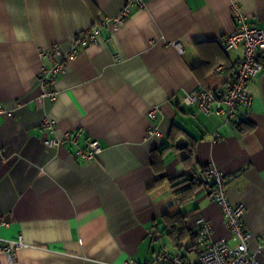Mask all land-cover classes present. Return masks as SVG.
<instances>
[{
  "label": "crops",
  "instance_id": "obj_1",
  "mask_svg": "<svg viewBox=\"0 0 264 264\" xmlns=\"http://www.w3.org/2000/svg\"><path fill=\"white\" fill-rule=\"evenodd\" d=\"M232 4L264 28V0L131 6L117 31L102 28L99 43L79 48L48 102L40 76L52 64L49 47L67 50L71 36L99 26L124 1L0 0V101L11 110L0 115V221L7 222L0 239L22 238L13 264H146L162 246L176 251L168 234L174 217L194 231L197 215L211 222L214 239L234 245L204 183L210 165L224 172L230 202L243 204L250 252L264 264V55L236 127L182 103L194 89L226 87L241 60L242 48L221 44L235 30ZM45 116L56 120L52 134L41 127ZM153 124L161 136H148ZM65 132L74 143L44 145ZM91 139L102 151L84 161L75 150ZM180 254L197 264L195 251ZM0 264H10L4 253Z\"/></svg>",
  "mask_w": 264,
  "mask_h": 264
},
{
  "label": "built area",
  "instance_id": "obj_2",
  "mask_svg": "<svg viewBox=\"0 0 264 264\" xmlns=\"http://www.w3.org/2000/svg\"><path fill=\"white\" fill-rule=\"evenodd\" d=\"M124 6L113 16L103 20L99 26L88 31L73 35L69 38V48L62 50L58 44L49 47L52 64L45 67L40 76L42 88L41 96L48 102L56 99L57 91L55 83L58 78L64 76L67 71L68 61L76 57L79 48L89 44H97L100 41V30L103 28L109 34L117 31L129 16V8L135 6L142 9L145 0H123ZM232 18L235 22V30L222 40L225 51H235L242 48V58L239 63L229 70V82L226 87L214 90L197 88L186 92L182 97V103L186 106H197L205 114L215 113L221 115L226 123L236 127L237 111L240 107H247L251 102V95L247 91V84L263 70L260 58L264 55V28H257L246 22V16L236 4L231 6ZM45 51L41 55H45ZM223 66H217V71H223ZM214 105L212 109L210 106ZM158 107L151 106L147 112L150 121L156 119ZM0 115H11L7 104L0 101ZM41 127L48 134L56 129V120L45 116L41 121ZM148 136L159 137L161 132L156 124L148 131ZM214 138L217 134H213ZM65 142H75V137L70 132H65L62 138L52 135L43 140L45 146L55 149ZM102 151L97 139L89 140L85 148H77L75 155L84 161L95 159ZM208 188L212 200L219 207L231 239L235 242L230 245L223 238H213V226L202 215L195 216V231L198 234L195 246L197 264H259L257 254L251 253L249 245L253 239L252 233L243 224L244 206L241 203L232 204L226 191V176L224 172L215 166L207 167ZM7 225L6 221H0V226ZM23 245L22 238L17 240L0 239V255L4 253L10 264H13L16 251ZM264 248H259L261 252ZM122 264H139L133 258L126 259ZM146 264H189L178 252L162 246L155 251Z\"/></svg>",
  "mask_w": 264,
  "mask_h": 264
},
{
  "label": "trees",
  "instance_id": "obj_3",
  "mask_svg": "<svg viewBox=\"0 0 264 264\" xmlns=\"http://www.w3.org/2000/svg\"><path fill=\"white\" fill-rule=\"evenodd\" d=\"M204 183L208 185L207 179L204 181ZM179 219V217H174L172 219V224L168 230V234L171 235V238L174 241V245L176 247L175 252L182 253L183 250L195 251L198 234L195 230L193 231L191 229H188L185 224H183L182 226L177 225ZM181 220L182 222H184V219Z\"/></svg>",
  "mask_w": 264,
  "mask_h": 264
},
{
  "label": "water",
  "instance_id": "obj_4",
  "mask_svg": "<svg viewBox=\"0 0 264 264\" xmlns=\"http://www.w3.org/2000/svg\"><path fill=\"white\" fill-rule=\"evenodd\" d=\"M180 142H183V140H179V142H178V143H180Z\"/></svg>",
  "mask_w": 264,
  "mask_h": 264
},
{
  "label": "rangeland",
  "instance_id": "obj_5",
  "mask_svg": "<svg viewBox=\"0 0 264 264\" xmlns=\"http://www.w3.org/2000/svg\"><path fill=\"white\" fill-rule=\"evenodd\" d=\"M168 248V247H167ZM170 249V248H169Z\"/></svg>",
  "mask_w": 264,
  "mask_h": 264
}]
</instances>
